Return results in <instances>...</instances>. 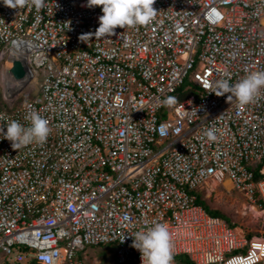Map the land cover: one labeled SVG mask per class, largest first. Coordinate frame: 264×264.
Instances as JSON below:
<instances>
[{"label":"built area","instance_id":"built-area-1","mask_svg":"<svg viewBox=\"0 0 264 264\" xmlns=\"http://www.w3.org/2000/svg\"><path fill=\"white\" fill-rule=\"evenodd\" d=\"M153 7L149 25L97 39L102 6L88 0L40 10L0 0V73L22 59L39 89L14 104L19 85L7 89L20 81L4 78L0 128L30 126L33 110L51 128L18 150L0 133V264H85L80 251L101 244L116 245L118 263L141 264L134 236L157 222L173 255L196 264L264 261V236L239 232L196 194L228 178L264 208V88L246 105L207 91L264 71V0ZM169 96L176 103L163 105Z\"/></svg>","mask_w":264,"mask_h":264},{"label":"clouds","instance_id":"clouds-1","mask_svg":"<svg viewBox=\"0 0 264 264\" xmlns=\"http://www.w3.org/2000/svg\"><path fill=\"white\" fill-rule=\"evenodd\" d=\"M3 3L14 9L34 6L36 10H40L44 7V0H3ZM154 4L155 0H88L89 7L102 6L103 12V15L99 17V27L94 33H92V35H94L97 39L106 38L114 35L117 27L126 28L135 27L137 25H149L156 18L158 12L153 7ZM26 65L29 70L30 66L28 63H26ZM9 68L8 75L10 74ZM32 72L33 71L31 69V71L28 72V76L29 74H34ZM31 81L32 78H30L28 83ZM21 83L22 81H20L19 86ZM19 86L15 90L16 92ZM262 88H264V71H256L235 84H230L228 80L215 82L207 89V91L215 93L217 96H223L228 93L230 94L227 97L229 102L232 97H235L241 105H246L254 100ZM19 94L20 92L17 94V99L14 104H16L18 100ZM175 103L176 98L172 96H169L163 101V105L165 106H172ZM0 119H2V117H0ZM25 119L29 121L30 126L25 127L20 122L12 120L7 125L6 132L3 128H0V133L3 134V137L12 142L13 149L18 150L20 147L27 146L33 142L44 143L51 132L49 121L42 117L36 110L27 114ZM205 134L210 140L215 141L217 139L214 130L210 129ZM214 216L221 217L220 215ZM248 236L252 235L248 234ZM104 245L114 246V249L116 248L115 244H101L95 246ZM89 247L94 246H88L84 250L80 251L79 255L82 256L84 262L86 258L84 253ZM132 247L136 248L141 253V264H172V261L174 262L173 257L176 256L173 255V245L170 231L165 224L159 222L148 228L147 231L137 232L134 236ZM115 261L118 262L116 260V256ZM130 263L136 264L134 261Z\"/></svg>","mask_w":264,"mask_h":264},{"label":"rangeland","instance_id":"rangeland-1","mask_svg":"<svg viewBox=\"0 0 264 264\" xmlns=\"http://www.w3.org/2000/svg\"><path fill=\"white\" fill-rule=\"evenodd\" d=\"M0 73V93L2 96V88L5 86V79H2ZM38 85L36 82L31 81L18 95L16 104L24 101L28 98L36 96L38 93ZM2 97H0V100ZM206 191H204V194ZM201 203L212 212H217L221 217L225 218L230 224H233L237 230L246 232L249 235H263L264 236V209L258 208L257 204L251 207L261 211L259 216H255L250 210V206L253 205L249 202L245 196H243L237 190H234L232 186L226 187L220 183L218 188L212 193L205 196L203 195ZM212 210V211H211ZM240 232V231H239ZM106 246H94L89 247L85 253L86 264H116L113 256L109 255V250ZM111 247V246H110ZM114 247V246H113ZM112 248V247H111ZM114 253V251H112ZM177 257H175L176 259ZM177 260V259H176ZM35 264V263H32ZM260 264H264L262 261Z\"/></svg>","mask_w":264,"mask_h":264},{"label":"water","instance_id":"water-1","mask_svg":"<svg viewBox=\"0 0 264 264\" xmlns=\"http://www.w3.org/2000/svg\"><path fill=\"white\" fill-rule=\"evenodd\" d=\"M9 73L15 80L22 81L16 92V94H18L26 87V85L30 81V78L28 76V67L22 59H16L12 62V65L9 68Z\"/></svg>","mask_w":264,"mask_h":264},{"label":"trees","instance_id":"trees-1","mask_svg":"<svg viewBox=\"0 0 264 264\" xmlns=\"http://www.w3.org/2000/svg\"><path fill=\"white\" fill-rule=\"evenodd\" d=\"M190 82L189 81H186L185 83H184V85L182 86V88L181 89H179V98H184V97H186L188 94H189V92H190V90H185L184 91V87L186 86V85H188ZM212 214L213 215H219V214H217V212H212ZM231 225H233V224H231ZM234 226V225H233ZM104 246H106L105 248L106 249H108L109 250V255H111V256H113V254H114V260H115V249H114V247L113 246H109V245H104ZM112 251H114V253L112 252ZM175 257H177L176 259H175ZM173 259H174V262H175V264H196L195 262H193L190 258H189V256H187V255H185V254H181V255H176V256H174L173 257ZM32 263H35V262H30V263H28V264H32ZM115 263L116 264H120V263H118V262H116L115 261ZM35 264H39V263H35ZM124 264H133V263H130V262H128V263H124Z\"/></svg>","mask_w":264,"mask_h":264},{"label":"crops","instance_id":"crops-1","mask_svg":"<svg viewBox=\"0 0 264 264\" xmlns=\"http://www.w3.org/2000/svg\"><path fill=\"white\" fill-rule=\"evenodd\" d=\"M229 180L228 178H225L223 180H216V179H213L211 181H208L207 183H205L204 185H202L200 188H198V190L196 191V194L198 196V201L201 203V199L203 197V195L207 196L209 195L210 193H212L215 189L218 188V185L220 183L224 184V186L226 185V187H228L229 185L226 184V181ZM213 181H217V184L214 186V187H211L209 186ZM230 183H231V186H232V182L231 180H229ZM230 187V186H229ZM204 191H206V193L204 194ZM254 206V205H251L250 206V210H251V207ZM212 211V210H211ZM264 212V211H263ZM254 235H258L257 234H254ZM261 236V235H260Z\"/></svg>","mask_w":264,"mask_h":264},{"label":"bare ground","instance_id":"bare-ground-1","mask_svg":"<svg viewBox=\"0 0 264 264\" xmlns=\"http://www.w3.org/2000/svg\"><path fill=\"white\" fill-rule=\"evenodd\" d=\"M4 72H5V70L2 72V76H3L2 79H4V78L10 79V76L4 74ZM29 77L32 78V81L35 82L36 79H35V75L34 74H29ZM19 84H20V82H16L15 85L14 86L11 85V87L8 88L7 91L10 92L12 89L16 88V86L19 85ZM216 184H217V181H213L209 186L214 187ZM226 184L231 186V183H230L229 180L226 181ZM251 210H252V212H253V214L255 216H259L261 214V211H259L258 209L252 208ZM238 231L241 232V230H238Z\"/></svg>","mask_w":264,"mask_h":264}]
</instances>
